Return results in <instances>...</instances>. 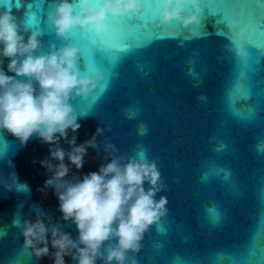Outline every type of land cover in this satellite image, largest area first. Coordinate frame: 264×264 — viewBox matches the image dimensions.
<instances>
[{
    "label": "water",
    "instance_id": "water-1",
    "mask_svg": "<svg viewBox=\"0 0 264 264\" xmlns=\"http://www.w3.org/2000/svg\"><path fill=\"white\" fill-rule=\"evenodd\" d=\"M56 3L0 0V9L12 10L21 28L25 14L36 13L37 55L78 46L81 72L100 77L87 96L70 101L81 127L69 129L68 138L80 145L95 135L96 146L87 148L80 169L65 157L64 180L142 150L165 185L155 198H167V212L126 264H264V0H200L198 22L188 25L161 23L160 0H150L144 16L113 22L124 28L122 50L94 45L83 31L59 37L48 19ZM194 13L188 5L184 14ZM237 43L246 55H237ZM0 60L7 70L9 59ZM55 147L72 146L36 134L22 143L0 130V264H54L51 233L49 255L37 258L25 247L24 222L38 215L78 239L56 189L46 184L53 171L42 162L59 163L50 155ZM115 244L104 242L105 255Z\"/></svg>",
    "mask_w": 264,
    "mask_h": 264
},
{
    "label": "clouds",
    "instance_id": "clouds-1",
    "mask_svg": "<svg viewBox=\"0 0 264 264\" xmlns=\"http://www.w3.org/2000/svg\"><path fill=\"white\" fill-rule=\"evenodd\" d=\"M160 3L161 23L198 22L200 0H160ZM188 5L195 13L186 16ZM149 7L150 0H58L48 19L63 39L83 31L93 37L94 45L122 50L127 47L119 39L124 28H115L113 22L130 16L142 17ZM36 23V13L29 12L21 28L12 10L0 9V55L9 59L7 70L0 60V130H6L22 143L36 134L44 143L55 145L63 138L72 146L68 152L60 147L50 150L51 157L59 161L57 165L48 161L42 164L53 171V178L46 184L56 189L63 218L75 223L79 235L73 239L58 224L49 227L38 215L34 222H24L25 247L31 248L37 258L49 255L51 233L54 264H66V256L77 264H97L98 259L105 264L113 261L126 264L129 251L140 250L144 233L167 212V198H155L165 188L160 170L156 161L149 160L141 150L132 157H114L82 179L64 180L69 172L65 157L80 169L87 148L96 146L95 135L80 145L76 144L75 136L68 138L69 129L75 133L81 127L79 114L70 101L87 96L97 87L100 77L81 72L78 46L69 44L37 55L41 33L36 30ZM25 33L30 34L26 37ZM236 52L239 56L246 55L240 43ZM100 131L97 128V134ZM112 240L116 244L105 255L104 242Z\"/></svg>",
    "mask_w": 264,
    "mask_h": 264
}]
</instances>
